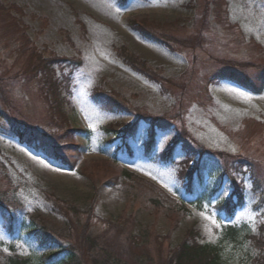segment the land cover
Segmentation results:
<instances>
[{
  "label": "rangeland",
  "instance_id": "rangeland-1",
  "mask_svg": "<svg viewBox=\"0 0 264 264\" xmlns=\"http://www.w3.org/2000/svg\"><path fill=\"white\" fill-rule=\"evenodd\" d=\"M130 20L167 43L131 29ZM120 47L150 72L125 63ZM50 57L66 58L52 66L61 83L56 112L49 106L55 95L40 86L44 75L36 70L29 78L37 58ZM221 70L255 87L262 82L264 0H0V112L59 147L68 161L7 134L0 116V203L13 215L9 235L0 214V264L12 254L33 264L63 257L44 258L56 243L41 245L30 232L61 225L54 198L81 209L94 199L96 232L107 217L133 214L135 230H150L161 257L193 228L199 242L220 248L222 264H257L264 184L254 187L244 177L243 203L230 215L217 204L232 197L222 165L253 162L264 181V89L253 93L219 77ZM95 92L123 106L96 100ZM149 120L154 135L147 154ZM175 139L191 140L197 162L204 159L190 191L180 173L187 170L186 152ZM125 170L146 179L126 178ZM227 225L239 229L235 241L222 239Z\"/></svg>",
  "mask_w": 264,
  "mask_h": 264
},
{
  "label": "trees",
  "instance_id": "trees-1",
  "mask_svg": "<svg viewBox=\"0 0 264 264\" xmlns=\"http://www.w3.org/2000/svg\"><path fill=\"white\" fill-rule=\"evenodd\" d=\"M128 25L131 29L137 31L144 37L161 43H167L164 39L160 38L157 34H154L150 29L145 28L142 24L134 21H128ZM121 48V47H120ZM122 50V59L125 63H130V66L138 71L150 72V69L145 66V61L139 60ZM120 51V49H119ZM124 51V53H123ZM66 58L63 57H50L48 59H40L34 62L35 66H32L29 78H34L36 70L39 72V76L44 75V80L40 81L42 88L51 89L53 92L54 101H50L49 106L53 108V112L57 109L60 110L62 100L59 99V90H61L60 81H56L53 74L52 66L65 62ZM143 68L145 70H143ZM34 72V73H33ZM44 72V73H43ZM219 77H225L234 81L235 83L243 86L247 90L253 93H260L264 89V76L262 82L255 87L251 82H244L240 78H237L232 71L221 70L217 73ZM239 77V76H238ZM93 98L110 105L116 104L122 107V103L116 102L111 96L103 92H95ZM105 105V104H104ZM108 105V106H109ZM106 105V107H108ZM0 116L8 124L6 133L15 136L21 143L33 146L34 149L40 150L44 153H49L57 161L62 163H68L59 152V147L51 145L47 140H39L33 136L32 133L16 126L9 118V116L0 112ZM148 136L145 141V150L148 154L153 148V135H154V121L149 120ZM66 132H72V130H66ZM126 133L132 132V126L125 130ZM70 135L67 136V140ZM181 141L183 150L186 152V167L185 172H180L182 176L187 177L189 185L187 189L190 191L192 186V177L201 176V170L204 166L203 160L197 162L195 156L198 155L197 147L191 140L175 139L173 142L176 144ZM51 150H50V149ZM168 151L172 149L169 146ZM201 153V152H200ZM165 154H163L164 156ZM193 159L196 162H192ZM104 163L106 167H110V163H114L115 159ZM189 165V166H188ZM254 163L245 161L244 159H236L231 164L225 166L222 165L220 171L226 174L231 184H233L232 197L223 200L217 204L218 209H223L228 215L243 203V182L244 177L251 181L254 187H259L264 184L262 179L263 175L258 170H255ZM126 178L137 179L138 181H145L136 174L129 171L120 172ZM51 196V195H50ZM260 197L264 201V196L260 193ZM54 198V197H53ZM55 199L51 205V209L58 213L62 218V223L58 228L42 226H33L30 232L35 234L39 244L44 245L46 243H56L57 250L51 254H47L44 258L50 259L57 256L59 253H63V257L56 261L55 264H222V254L220 248L211 243H202L198 240V233L193 228L186 232L184 238L174 247L167 251L165 257L155 255L153 252L150 240L154 237L148 229L135 230V217L133 214H127L124 211L114 217H107L103 220V228L96 232L92 228V222L96 219L95 216V200L93 199L85 208L81 209L74 204L66 203L62 200V204H59L60 199ZM199 198L196 203L200 201ZM61 202V201H60ZM179 204L183 203L180 200ZM0 214L8 225L9 235H12V222L13 215L9 208L0 203ZM262 226H264L262 224ZM261 225L258 229V235L255 236L257 247L259 248L257 257L254 259L257 264H264V227ZM222 239L226 241H235L239 235V229L233 225H227L221 231ZM252 237V236H251ZM3 264H33L28 257L18 254H12L6 257Z\"/></svg>",
  "mask_w": 264,
  "mask_h": 264
}]
</instances>
